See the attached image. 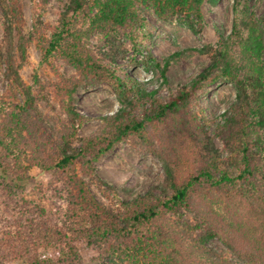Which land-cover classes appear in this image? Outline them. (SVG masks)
I'll return each mask as SVG.
<instances>
[{
    "label": "trees",
    "instance_id": "obj_1",
    "mask_svg": "<svg viewBox=\"0 0 264 264\" xmlns=\"http://www.w3.org/2000/svg\"><path fill=\"white\" fill-rule=\"evenodd\" d=\"M203 1L69 0L47 35L40 21L47 0H34L32 31L18 32L14 49L0 48L6 81L0 96V264L8 259L82 264L79 243L95 247L97 264H264V37L250 0H233L230 31L219 33L216 49H188L210 54V63L166 98L130 75L121 76L117 59L89 44L97 34L102 43L113 42L127 26L138 27L136 2L150 3L160 19L198 32ZM18 3L0 0L5 17L20 30ZM32 39L43 59L61 58L77 73L68 79L59 76L55 83L71 125L83 121L74 94L85 84L107 82L121 103L102 116L100 131L82 138L79 148L70 147L61 129L58 142L54 131L47 133L36 110L37 97L21 78ZM185 51L171 53L162 64L146 52L131 64L158 69L164 78ZM217 78L230 81L235 96L208 133V123L192 113L191 100L205 82ZM130 137L159 160L164 185L158 194L121 200L112 211L95 198L78 170L90 174L95 161ZM26 155L40 168L53 170L49 187L63 196L65 205L59 217L17 196ZM184 209L192 220L170 218ZM215 240L221 246L212 245ZM51 246L57 248L55 257L40 254Z\"/></svg>",
    "mask_w": 264,
    "mask_h": 264
},
{
    "label": "rangeland",
    "instance_id": "obj_2",
    "mask_svg": "<svg viewBox=\"0 0 264 264\" xmlns=\"http://www.w3.org/2000/svg\"><path fill=\"white\" fill-rule=\"evenodd\" d=\"M18 7L22 13L20 30L14 22L5 15L0 6V48L4 50L11 46L13 49L18 43V32L28 34L32 31L37 10L34 0H18ZM69 0H47L41 16V25L47 35L56 25L61 13ZM137 13L141 18L138 27L127 26L113 42L102 43L100 35L89 39L90 46L101 47L112 54L121 64L119 74L130 75L135 80L142 82L149 88H156L160 97H167L172 88L186 84L201 73L209 65L211 55L188 50L194 47H207L216 49L219 33L227 34L232 23L233 0H204L201 5L202 23L198 32H193L176 21L160 19L154 12L151 4L148 6L136 2ZM250 5L255 13L257 24L264 37V0H250ZM32 39L26 49V60L19 70L23 81L31 87L38 115L42 118L43 126L54 131L53 137L58 142L61 129L67 134L71 148H79L82 138L96 135L101 127L102 116L109 115L119 109V102L114 89L107 82L89 85L85 84L74 94L75 109L82 115L80 124L71 125L60 106L55 83L59 76L64 79L77 77L73 66L65 63L61 58L43 59L42 53ZM177 50H186L185 54L173 61L166 77H162L159 70L147 71L141 66L131 64L132 58L140 59L146 52L155 61L163 63L166 56ZM264 66V52L262 56ZM58 73V74H57ZM6 88L3 70L0 69V96ZM235 96V90L230 81L217 78L207 81L194 94L191 100V111L199 121L208 123L210 133L213 127L222 119ZM68 129H66V127ZM51 133V132H50ZM215 144L220 142L215 139ZM23 181H19L22 190L17 193L22 200L44 208L52 217H59L64 209L63 196L56 193L49 186L53 180V170L40 168L27 159L21 160ZM78 176L88 184L89 189L105 207L112 211L119 209L121 200H128L147 192L159 193L164 185V174L159 160L151 153L144 152L134 142L133 138H126L118 142L108 153L101 156L92 164V172L84 174L78 170ZM12 181V179H11ZM102 181L107 185L102 184ZM14 184V182H11ZM108 190V194L100 189ZM186 218L192 220V213L186 209L170 218ZM4 216L0 214L1 219ZM214 246H221L219 241L212 242ZM82 256V264H97L98 253L95 247L84 243L78 244ZM43 256L55 257L58 254L54 246L41 248ZM3 264H25L24 260L8 259ZM239 264V263H237Z\"/></svg>",
    "mask_w": 264,
    "mask_h": 264
}]
</instances>
